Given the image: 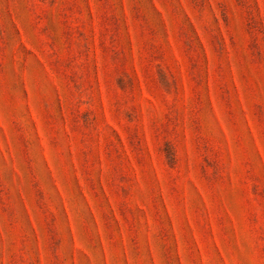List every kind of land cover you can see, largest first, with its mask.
Segmentation results:
<instances>
[{
    "label": "rangeland",
    "instance_id": "1",
    "mask_svg": "<svg viewBox=\"0 0 264 264\" xmlns=\"http://www.w3.org/2000/svg\"><path fill=\"white\" fill-rule=\"evenodd\" d=\"M0 264H264V0H0Z\"/></svg>",
    "mask_w": 264,
    "mask_h": 264
}]
</instances>
